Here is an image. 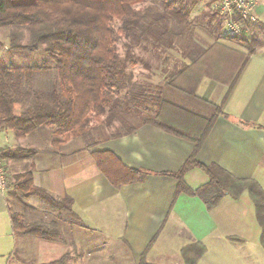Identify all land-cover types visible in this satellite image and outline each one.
I'll return each instance as SVG.
<instances>
[{"label": "crops", "instance_id": "crops-1", "mask_svg": "<svg viewBox=\"0 0 264 264\" xmlns=\"http://www.w3.org/2000/svg\"><path fill=\"white\" fill-rule=\"evenodd\" d=\"M257 10L260 20L243 41L212 28L210 35L219 38H213L217 46L202 62L206 75L196 98L169 87L167 92L170 101L204 115L211 114L213 105L220 106L222 113L197 159L218 164L236 177L253 178L264 189V0H258ZM1 42L8 50L7 35ZM192 47L207 49L197 42ZM53 139L47 126L23 138L0 128L8 177L34 162L35 184L56 198L71 197L79 219L52 212L31 198L36 210L27 218L45 221L43 214L53 213L62 237L16 235L10 191L0 193V264H50L62 258L64 264H140L146 251L150 263L185 264L183 249L196 242L206 247L197 264H264L262 230L248 192L238 199L225 196L213 209L199 196L178 193L180 182L171 173L192 153L191 140L149 123L130 134H110L85 144L72 138L54 146ZM17 148L37 153L30 161H16L9 151ZM95 151H111L127 167L141 170L143 178L113 185L98 167ZM208 179L200 168L185 176L193 189Z\"/></svg>", "mask_w": 264, "mask_h": 264}, {"label": "trees", "instance_id": "trees-1", "mask_svg": "<svg viewBox=\"0 0 264 264\" xmlns=\"http://www.w3.org/2000/svg\"><path fill=\"white\" fill-rule=\"evenodd\" d=\"M144 1L0 0V28L7 31L10 39L7 51H36L44 45L48 57L42 66H12L0 55V128L12 130L17 138H23L47 126L53 129L52 144L60 146L72 138L87 139L95 121L111 124L115 118L122 117L123 112H140L141 106L148 112L149 104L156 109L152 116L136 125L126 122L125 127L114 135L130 134L139 124L149 123L194 142V149L183 166L178 172L171 173L180 182L178 193L199 196L209 209H213L225 196L238 199L248 192L262 230L261 245L264 247V189L259 182L253 178L236 177L218 164H204L197 159L222 113L221 107L213 105L211 114L204 115L166 100L160 87L155 90L158 93H154L153 88L145 90L140 84L129 86L133 74L128 71V66L130 63L134 65L138 59L133 48L143 41H149L154 47L162 43L171 46L172 43L165 39L169 34L167 21L172 16L181 25H188L191 8L198 0H152L162 3L165 11L151 6L138 8L137 5ZM149 13H152V20L148 19ZM115 22L119 23L117 27ZM162 23L165 30L162 26L158 30ZM25 31L31 35L30 44L21 43ZM245 37L233 38L243 41ZM121 39H125V57L117 49ZM193 44L192 41L184 53L185 61L189 59L190 62H184L176 72H170L165 87L196 98V91L206 75L202 62L217 44L205 50L194 49ZM1 48L4 49V44L0 41ZM36 153L33 148L9 151L10 157L16 161H30ZM92 154L98 167L115 186L143 178L141 170L127 167L111 151ZM34 168L32 162L26 171L15 174L10 183L14 190H10L9 197L22 207L17 213L11 203L13 232L59 239L62 237L59 221H30L27 216L36 208L27 200L36 198L52 212L79 219L73 210V199L69 196L56 198L37 186ZM195 168L204 171L209 179L193 189L186 183L185 176ZM205 252L206 247L199 242L184 248L185 264H197ZM65 261L62 258L50 264H64ZM140 264H153L147 260V251Z\"/></svg>", "mask_w": 264, "mask_h": 264}, {"label": "rangeland", "instance_id": "rangeland-1", "mask_svg": "<svg viewBox=\"0 0 264 264\" xmlns=\"http://www.w3.org/2000/svg\"><path fill=\"white\" fill-rule=\"evenodd\" d=\"M137 6L141 9L151 6L160 11H165V6L162 3L157 1L153 2L152 0H145ZM155 11L156 10H153V12ZM213 13L214 12L207 0H198L191 8L188 25H181L177 19L172 16L167 21L166 25L169 30V34H166L165 32V39L169 41V43H172L171 46L166 43H162L159 47H154L149 41H143L141 45H136L132 52L138 57L136 60L137 62L134 65L130 63L128 66V71L133 74L129 86L135 83L142 85L145 90L153 88L154 91L160 87V89L163 90V97L166 100H169L170 97L172 98V96L167 92L168 87H165L166 80L170 75V72H176L185 62L184 53L186 48L191 46L192 41L194 43L197 42L199 47H202V45L205 47L207 46V48L212 46L216 42H214L213 39L215 36L210 35L213 32L212 28L220 30L218 32L219 35H222L221 31L225 33L224 20L216 15L213 17L210 16L213 15ZM151 14L152 13L148 14L149 20H152ZM177 24H179V28L176 29ZM114 25L117 27L119 23L115 22ZM161 26L162 30H165L163 23L159 26L158 30ZM17 32H19V30H17ZM23 34L24 36L21 38V43L30 44L32 41L30 33L25 31ZM3 35H7V31H3L0 35V41H3ZM227 37L233 38L232 36ZM218 38L219 37H216L215 39L217 40ZM117 49L120 55L125 57V39H121L117 43ZM0 55L6 59L8 65L12 66H42L44 61L48 58L44 45L40 46L39 50L36 51L13 50L9 52L6 49L1 48ZM166 68L168 69L165 71ZM154 93H158V91H155ZM148 108V112L144 106L140 107V112L133 111L131 114L123 112L122 117L115 118L111 124L95 121L93 123L94 129L92 130L91 136L87 137V139L81 138V142L85 144L93 141L94 139H102L105 136L114 134L124 128L126 122L131 125L141 123L143 119L152 116L156 111V109L149 104ZM105 117L106 116L103 118ZM8 179L9 183L13 182L12 176ZM10 190H14V187H10L9 191ZM10 201L13 205L14 211L20 213L22 211L20 204L15 202L12 197H10ZM27 202L29 203V200H27ZM39 215L40 214L35 215V219H39ZM43 217L46 218V220L56 219V215L53 213L50 215L43 214Z\"/></svg>", "mask_w": 264, "mask_h": 264}, {"label": "built area", "instance_id": "built-area-1", "mask_svg": "<svg viewBox=\"0 0 264 264\" xmlns=\"http://www.w3.org/2000/svg\"><path fill=\"white\" fill-rule=\"evenodd\" d=\"M211 9L224 20L225 33L232 37L247 36L260 18L258 0H207ZM10 189L7 167L0 148V193L5 195Z\"/></svg>", "mask_w": 264, "mask_h": 264}]
</instances>
